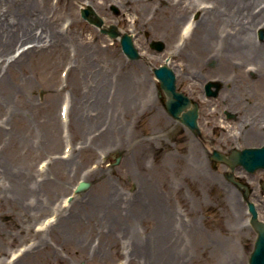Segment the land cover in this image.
I'll return each mask as SVG.
<instances>
[{
  "label": "rangeland",
  "instance_id": "374dc122",
  "mask_svg": "<svg viewBox=\"0 0 264 264\" xmlns=\"http://www.w3.org/2000/svg\"><path fill=\"white\" fill-rule=\"evenodd\" d=\"M46 1L52 6V9L54 8L51 14H54L53 20L58 28L61 23L67 26L72 20L74 37L83 34L92 43L107 44V53H118L121 57L126 58L119 40L111 41L95 25L81 16L82 2L89 0ZM148 1L150 5L144 11L136 8L135 2L128 3L122 0H95L91 7L103 17L105 23H116L135 35V44L141 54L137 61L142 62L154 79L152 81L151 105L155 108L160 107L165 112H167L165 109L166 96L152 69L163 63L165 57H171V66L176 72L178 89L185 91L200 103L199 124L205 142L200 143L180 123L174 121L172 126L165 129V120L158 122L155 120L154 142L147 149L145 159L141 160L135 152L134 136H141V133L146 134L149 131L145 121L146 112L142 111L139 114L134 107L136 116L132 121L131 113L134 114V111H130L131 113L128 114L122 110L121 106L117 105V102H110V110L105 111L103 118L109 122L116 113L117 116L113 120L120 122L124 131H116L119 134L116 132L110 134L109 139L105 137L107 135L100 136L98 134L100 126L97 125L99 123L95 119L90 122L95 111L90 113L88 109L84 108L81 122L77 114V107H75L70 117L68 113V121H63L60 109L61 104L67 98L70 100L74 98V101L79 100V103L83 104L92 102L93 95L88 92L87 84L91 79L90 74L88 81L83 84L75 83L77 80L74 72L66 74L67 76L63 75V72L67 71V65L71 64V57H73L77 41L66 44L65 48L47 45V48L38 50L22 63L15 64L5 72L8 83L13 86L16 93H13L12 96L13 105L5 110L0 108V126L11 131L7 135L0 133V159L8 167V174L11 176L2 178L0 184L11 183L13 192L15 195H19L23 190V179L19 178V184L15 185L14 182H11L12 172H18L20 169L34 170L36 171L34 172L35 177L40 179L41 176L37 175V171L44 172L50 163L49 175L55 179L56 183L59 181L66 183L63 186H52L51 184L43 187L38 186L36 195L38 194L41 198L38 200L41 206L38 211L30 209V214L26 213L21 204L18 206L14 205L13 201L0 200V264H8L7 259L12 260L10 258L12 253L19 247L27 246L32 240L31 232H21V226L26 228L29 226L32 231L34 225L38 226L43 219L52 214L54 218H57L69 209L79 211L82 214L81 219L74 220V218L68 224L63 219L60 234H56L54 226H51L52 229H49V232H45L46 235H44L47 238L52 237L50 241L57 244L58 251L68 260L69 264H130L124 248L127 241L121 238V234H116L119 237V240H116L118 243H113L112 246L111 244L104 246L101 244L103 247L100 252H94L88 247L87 258L77 257L75 248L79 247V243L73 239V233L87 237V240L90 241L89 246L91 243L97 246L99 244L97 243L98 233L101 229L105 231L108 229L106 222L104 224L101 222L100 228L96 221L104 218L107 210L104 206L109 202L101 201L99 206L96 205L92 208L87 206L86 200L83 202L82 200L88 197L87 199H90L91 203H96L99 198L110 196L114 191L129 203L127 194L133 195L137 186L135 182H132V174L128 173V170L132 169L135 172L144 162L149 165L157 163L156 158L160 156L158 152L164 149L165 144H171L175 150L182 152L184 144L190 139L196 143L195 151H197L198 157L199 152L201 156L199 163L203 166L200 171L203 174L200 177L202 190L196 184L199 180L191 182L179 173L180 179L177 181L181 188L178 191L175 187L173 196L176 207L172 209L184 222L185 220L187 222L194 220L192 223L197 225L203 233L204 243L211 241L216 243L215 249L207 248L205 251L202 249L191 264H232V254H236L240 258L241 264H249L256 231L248 222L247 201L239 198L242 193L239 195V189L225 178V171L228 170L227 165L222 161L211 159L207 154L213 147L228 152L238 144L243 147L264 142V107L256 110L257 119L253 116V103L255 99L259 102L264 100V91L254 84L252 80L257 75L249 70L248 66L251 64H246L250 61L254 62V60L242 55L240 58H236L240 64V71L245 69L246 77L236 76L237 71H233L231 66L221 62L218 56L212 57V54H209L203 61L189 66L185 59L191 50V41L187 40V44L181 45L182 53L177 54L176 52L175 54L179 48L177 35L183 21L188 17L198 21L202 12L189 7L176 12L174 17H170L172 12L170 9L167 11L162 5L159 6L161 11H157L156 3H152V0ZM94 2L97 3V6ZM202 4L210 5L211 0H202ZM113 7H117L119 12H116ZM221 22L222 19L219 18L218 30H220ZM260 31H263L262 37ZM256 36L259 42H264V27L262 25L257 28ZM152 39H161L165 43L164 49L161 51L153 49L150 46ZM26 41L32 42L31 39ZM23 43L25 42L20 41L14 49L10 50L8 56ZM182 61L186 64L185 66L181 65ZM100 63L102 64V62ZM87 70L89 71L88 68ZM239 74L241 73L239 72ZM114 75L118 77V74ZM210 79H219L223 83L219 94L214 97H208L203 90L204 83ZM92 83L93 81L90 82V84ZM232 88L235 90L233 91ZM111 91L113 94V89ZM141 105L145 107V102H141ZM52 117L55 118V122L50 120ZM247 120L248 122H260V126L257 127L252 138H246L244 134L249 128ZM122 134L125 138L121 137ZM180 134L185 137L182 139ZM180 141L181 143H179ZM67 145L71 149L75 148L76 165L73 169L71 167L62 169L61 161L58 163L59 156L71 153V149L65 150ZM43 161L46 164L42 168L40 163ZM187 162L189 161L187 160ZM61 169L62 171H59ZM235 172L241 175L242 180L247 181L246 179H248L251 188L255 189L251 198L256 203L261 218L264 219L263 195H260L261 192L257 187L260 181L264 182V169H257L252 173H245L243 170L240 172L236 169ZM80 179L89 181V187L75 195L69 204H61V201L73 192ZM14 186L15 188H13ZM155 188L163 196L162 184H157ZM34 196V192L32 195L30 192L25 196L28 197L25 201L31 204L32 199L30 198ZM42 198H45L44 201L46 198H51V202L55 205L53 206L54 210L43 209ZM106 198L108 200V197ZM141 214V212L138 213V218L132 220L136 229L146 227L144 220L139 216ZM116 218L118 216L113 217L114 222ZM121 222L128 224L127 218L124 217H121ZM104 232L103 234L107 236ZM183 236L186 238L185 234ZM54 238L56 239L54 240ZM31 256L24 259L29 260ZM51 256L53 257V255L49 257ZM32 257L37 258L34 264H48L49 257L44 258L41 255Z\"/></svg>",
  "mask_w": 264,
  "mask_h": 264
},
{
  "label": "bare ground",
  "instance_id": "6f19581e",
  "mask_svg": "<svg viewBox=\"0 0 264 264\" xmlns=\"http://www.w3.org/2000/svg\"><path fill=\"white\" fill-rule=\"evenodd\" d=\"M93 1L95 0L82 2V4L83 6H92ZM122 1L135 2V7L141 11H144L150 5L148 0ZM151 2L156 3L157 11H161L159 6L162 5L167 11L170 9L172 11H170V17H174L176 12L189 7L199 9L202 12L198 21L192 18L186 19L179 28L181 33L184 30L185 38L178 45L187 44V40L191 41V50L187 53L185 59L189 66L203 61L209 54H212V57L218 56L221 62L231 66L233 71H237L236 76L246 77L245 69L240 71V64L236 61V58H240L241 55L247 56L254 60V62L246 63L251 64V66L247 65L249 70L257 75L252 81L259 89L264 91V42H259L256 36L257 28L260 25L264 27V0H211L210 5L202 4V0H152ZM94 4L97 6L96 2ZM53 11L54 8L52 9V6L46 0H0V108L5 110V108L7 109L13 105L12 96L13 93H16L13 86L7 81L6 71L10 70L15 64L22 63L38 50L47 48V45L65 48L66 44L77 41L68 72L76 74V84H83L88 81L90 74L91 79L87 84L88 92L93 95L91 97L93 103L83 104L79 103V100L74 101V98L69 99L70 106L65 103L69 117L75 107H77L80 121L83 119L84 108L88 109L90 113L95 111L90 122L95 119L99 123L97 125L100 126L98 134L100 136L107 135L105 137L109 139L110 134L116 131H124L120 122L113 120L117 116L116 113L115 117L109 122H106V119L103 118L105 111L110 110V102H117V105L121 106L122 110L128 114L131 113L130 111H134V114L131 113L132 121L136 116L134 107L139 114L142 111L146 112L145 121L149 131L146 134L141 133V136H134L136 155L141 160L145 159L147 149L155 139H153L155 120L157 122L165 120V127H168L172 122L160 107L155 108L151 105L153 77L147 71V68L142 65V62L123 58L118 53H107V44L92 43L83 34L74 37L72 20L69 21L67 26L61 23L58 28L53 20L54 14H51ZM219 18L222 19L220 30H218ZM28 39H31L32 42L28 43L29 41H26ZM103 39L105 40L104 37ZM20 41L25 43L8 56L10 50L14 49ZM178 47L175 54L176 52L177 54L183 52L181 46ZM181 65L185 66L186 64L182 61ZM114 74H118V77H115ZM92 81L93 83L90 84ZM112 89L113 94L111 93ZM232 90L234 91L235 88H232ZM141 102H145V107H142ZM253 105L254 115H251L257 119L256 110L264 107V100L259 102L255 99ZM86 114L88 115V112ZM50 120L52 122L56 121L53 117ZM246 122L249 128L244 132L245 137L252 138L257 127L260 126V122H248V120ZM92 124L94 123L92 122ZM10 132L0 126V133L3 135ZM121 137L125 138L123 134ZM184 146L181 152L175 150L173 146L166 145L164 149L158 152L160 156L156 158L157 163H153V166L144 162L140 164L137 171L128 170V173L132 174V182H135L138 188H136L133 195L127 194V200H130L129 203L114 191L111 195L109 193L110 196H106L108 200L106 197L99 198L100 201L98 200L96 203H91L90 199H87L88 197L82 200V202L86 200L88 202L87 206L92 208L96 205L99 206L101 201L109 202L104 206L107 208L105 212L107 216L104 215L103 219L100 218L96 221L97 226L100 228V223L104 224L106 222L108 229L107 231L101 229L98 233L99 240L97 243L99 244L97 246L92 243L89 246L90 241L87 240V237L73 233V239L79 243V247L75 248L78 258H87L86 250H88V247L94 252H100L105 244H111L112 246L113 243H118L116 240H119V237L116 234H121V238L127 241L124 248L130 264H191L194 257L198 256L202 249L205 251L207 248H216L215 241L204 243L203 233L197 225L192 223L193 219L191 222L186 220L184 222L179 218L178 213L172 209L176 207L173 196L175 187L178 191L181 188L177 181V179H180L179 173L191 182L199 180L196 184L200 186V189L202 186L200 177L203 174L200 171L203 166L199 163L201 160L200 152L198 157L197 151H195L196 143L190 139ZM74 154L75 148L73 147L67 158L64 155L58 157V163L61 161L62 169L75 168ZM196 160L199 164L194 163ZM3 163L0 159V180L4 177H11L8 174V167ZM50 165H47L44 172L37 171V175L41 176L40 179L35 177L34 172L36 171L34 170L20 169L18 172L13 171L11 182L16 185L19 184V178L23 179V190L19 195H15L11 183L0 184V200L13 201L14 205L21 204L28 214H30V209L38 211L41 206L38 200L41 198L38 194L36 195L37 187L49 184L63 186L66 183L63 181L55 182V179L49 175ZM62 169L59 171H62ZM159 183L163 186V196L155 188ZM30 192L31 195L33 192L35 195L29 197L32 199L31 204L25 201L28 199L25 196ZM44 199L42 198L41 201H44ZM43 204V209L54 210L55 208L51 198H46ZM140 212L142 214L139 216L144 220L146 227L136 229L132 220L138 218L137 214ZM81 215L79 211L69 209L46 228L41 226L44 228H41L42 230L31 231L29 226L27 228L21 226V232H31L33 242L27 248H23V251L17 253L13 262L8 264H34L37 259L32 257L34 255H41L44 258L53 255V257H49L48 264H69L68 260L61 256L57 244L50 241L52 237L47 238L44 235H46L45 232L48 233L49 229H52L51 226H54L56 234H60L63 219L68 224L74 218V220L81 219ZM114 216H118L115 222L113 220ZM121 217L127 218L128 224H122ZM51 220L53 218L49 219V221ZM84 223L86 222L84 221ZM30 255L32 256L29 260L24 259ZM231 261L232 264H241V260L236 254L231 255Z\"/></svg>",
  "mask_w": 264,
  "mask_h": 264
},
{
  "label": "water",
  "instance_id": "95a60500",
  "mask_svg": "<svg viewBox=\"0 0 264 264\" xmlns=\"http://www.w3.org/2000/svg\"><path fill=\"white\" fill-rule=\"evenodd\" d=\"M90 11L91 13H94L92 9L89 8V10H86L87 13ZM157 47L159 49L163 48V43L161 41H158ZM123 45L125 50L130 53L132 57H135L138 55L137 50L132 46L130 38L126 37L123 41ZM156 74L161 80V85L164 88V90L167 92V94L170 96V99L168 100V106L169 109L177 115L178 112L185 108L187 104L189 103V99L187 96H185L183 93H180L176 91V85H175V75L173 71L167 67L162 66L160 68L155 69ZM211 85H216V90L211 89ZM221 87L220 82H208V89L210 88L209 93L216 95L218 92V89ZM197 115L196 109L192 111V116H188L185 114L183 116V120L190 124L192 127H197L195 117ZM238 160L240 162H243L249 169L254 170L257 167H264V145L261 147H251V148H245L241 151L236 152ZM215 156L220 157V155L216 152ZM89 185V182L84 181L82 185L80 186L81 189L87 187ZM251 207L253 208V223L256 227V230L258 231V236L255 242L254 250L251 253L250 256V264H264V222L259 221L257 219V213L251 204Z\"/></svg>",
  "mask_w": 264,
  "mask_h": 264
}]
</instances>
